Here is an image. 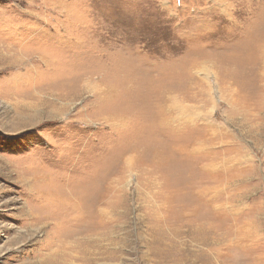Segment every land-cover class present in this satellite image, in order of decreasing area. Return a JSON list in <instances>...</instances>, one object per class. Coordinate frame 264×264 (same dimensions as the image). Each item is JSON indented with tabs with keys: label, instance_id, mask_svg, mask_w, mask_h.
I'll list each match as a JSON object with an SVG mask.
<instances>
[{
	"label": "rangeland",
	"instance_id": "374dc122",
	"mask_svg": "<svg viewBox=\"0 0 264 264\" xmlns=\"http://www.w3.org/2000/svg\"><path fill=\"white\" fill-rule=\"evenodd\" d=\"M0 264H264V0H0Z\"/></svg>",
	"mask_w": 264,
	"mask_h": 264
}]
</instances>
